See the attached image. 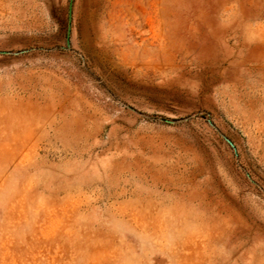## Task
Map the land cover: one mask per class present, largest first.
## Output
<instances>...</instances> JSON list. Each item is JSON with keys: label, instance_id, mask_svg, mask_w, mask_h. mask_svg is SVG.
I'll return each instance as SVG.
<instances>
[{"label": "rangeland", "instance_id": "obj_1", "mask_svg": "<svg viewBox=\"0 0 264 264\" xmlns=\"http://www.w3.org/2000/svg\"><path fill=\"white\" fill-rule=\"evenodd\" d=\"M0 264H264V0H0Z\"/></svg>", "mask_w": 264, "mask_h": 264}]
</instances>
